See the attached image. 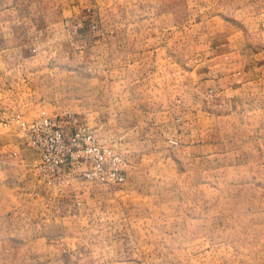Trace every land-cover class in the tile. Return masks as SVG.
Listing matches in <instances>:
<instances>
[{"label": "rangeland", "instance_id": "374dc122", "mask_svg": "<svg viewBox=\"0 0 264 264\" xmlns=\"http://www.w3.org/2000/svg\"><path fill=\"white\" fill-rule=\"evenodd\" d=\"M85 6L115 38L84 67L36 42L12 78L41 102L0 106V264H264V0ZM43 111L123 152L126 183L48 182L7 124Z\"/></svg>", "mask_w": 264, "mask_h": 264}, {"label": "crops", "instance_id": "0c3cea01", "mask_svg": "<svg viewBox=\"0 0 264 264\" xmlns=\"http://www.w3.org/2000/svg\"><path fill=\"white\" fill-rule=\"evenodd\" d=\"M85 7V0H0V106L41 102L25 94L20 78L17 81L12 78L27 71L21 61L31 58L30 50L36 42L46 41L41 49L46 43L50 48L51 42L59 43L66 57L72 53L77 57L78 66L81 62L84 67L88 47L96 50L115 38L98 13L88 12ZM45 51L52 52L48 48ZM63 116L59 121L70 134L73 127H67L68 118ZM85 167L86 164H68L67 174L74 176Z\"/></svg>", "mask_w": 264, "mask_h": 264}, {"label": "built area", "instance_id": "2783aa9c", "mask_svg": "<svg viewBox=\"0 0 264 264\" xmlns=\"http://www.w3.org/2000/svg\"><path fill=\"white\" fill-rule=\"evenodd\" d=\"M22 139L40 152L37 164L48 182L67 183L72 178H86L105 185L117 186L128 180L127 160L119 149L102 144L84 124L67 134L59 117L43 111L34 118L17 112L8 118ZM86 164L74 177L67 176L66 166Z\"/></svg>", "mask_w": 264, "mask_h": 264}]
</instances>
